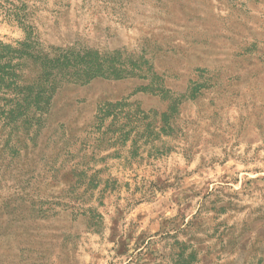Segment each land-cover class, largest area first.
I'll return each instance as SVG.
<instances>
[{"label":"rangeland","instance_id":"obj_1","mask_svg":"<svg viewBox=\"0 0 264 264\" xmlns=\"http://www.w3.org/2000/svg\"><path fill=\"white\" fill-rule=\"evenodd\" d=\"M40 7L45 52L100 61L64 66L43 126L0 147V264H242L264 233V0ZM25 36L0 11V42Z\"/></svg>","mask_w":264,"mask_h":264},{"label":"trees","instance_id":"obj_2","mask_svg":"<svg viewBox=\"0 0 264 264\" xmlns=\"http://www.w3.org/2000/svg\"><path fill=\"white\" fill-rule=\"evenodd\" d=\"M41 2L0 0L1 13L20 25L26 35L17 48L0 42V124L2 131L5 128L11 130L7 139L0 136V147L13 154L19 151L10 144L13 140L11 134L15 133L19 125L43 126L54 93L64 77L61 69L71 63L80 68L79 72L88 74L100 61V53L93 49L77 50L68 47L66 50L58 49L54 54L45 52L38 43L37 27L34 24ZM15 59L17 62H14ZM29 59L41 67L40 74L31 77L25 73Z\"/></svg>","mask_w":264,"mask_h":264},{"label":"crops","instance_id":"obj_3","mask_svg":"<svg viewBox=\"0 0 264 264\" xmlns=\"http://www.w3.org/2000/svg\"><path fill=\"white\" fill-rule=\"evenodd\" d=\"M261 231H259L258 233L252 232L249 240H247L248 244L242 246V264H264V233H262ZM256 253L259 254V258L257 261H255Z\"/></svg>","mask_w":264,"mask_h":264}]
</instances>
